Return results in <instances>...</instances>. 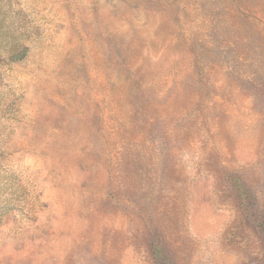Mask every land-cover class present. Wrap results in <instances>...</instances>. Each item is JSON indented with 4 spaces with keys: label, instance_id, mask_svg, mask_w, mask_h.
Instances as JSON below:
<instances>
[{
    "label": "rangeland",
    "instance_id": "374dc122",
    "mask_svg": "<svg viewBox=\"0 0 264 264\" xmlns=\"http://www.w3.org/2000/svg\"><path fill=\"white\" fill-rule=\"evenodd\" d=\"M236 1L0 0V264H264V4Z\"/></svg>",
    "mask_w": 264,
    "mask_h": 264
},
{
    "label": "trees",
    "instance_id": "16d2710c",
    "mask_svg": "<svg viewBox=\"0 0 264 264\" xmlns=\"http://www.w3.org/2000/svg\"><path fill=\"white\" fill-rule=\"evenodd\" d=\"M242 1L243 0H237L236 1V5H237V10L241 13V15H246V14H244V12L240 9V6H241V3H242ZM257 1H261V3L262 4H264V0H257ZM245 17V16H244ZM260 22H261V20H259ZM264 23V22H263ZM260 34V33H259ZM256 40H258L257 38H256ZM255 46H256V48H259V51H258V56H262V50L264 49H262V47H261V45H260V43H258V41H256V43H255ZM219 47H217V49H215V51L217 52V54L219 55V54H221L219 51V49H218ZM22 53L21 52H16V53H14V54H12V55H10V56H8V58L11 60V61H17V60H19L22 56ZM0 59H3L2 57H0ZM263 75H264V73H262ZM222 175H223V179H224V181L228 184V186L229 187H231V189H233L234 191L236 190L237 192L238 191H241L242 192V196H243V201H244V203H246V205H245V208H248V206H247V201H248V199H249V195H248V183L247 182H243L244 183V185H242V182L239 180V175H238V173H236V172H234V171H232V170H230V171H226V172H220V176H221V178H222ZM126 184H124V187H122V188H125V189H128V188H126L127 187V183H132L131 181H129V182H125ZM146 186V185H145ZM144 186V190H145V192L147 193V187H145ZM244 187H246V188H244ZM140 190V189H139ZM132 192V191H131ZM134 194H136L137 195V193L136 192H133ZM137 197H139V195H137ZM1 211H6V210H8V208L6 207V208H4V207H1V209H0ZM139 210H140V206H139Z\"/></svg>",
    "mask_w": 264,
    "mask_h": 264
}]
</instances>
